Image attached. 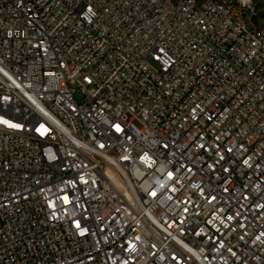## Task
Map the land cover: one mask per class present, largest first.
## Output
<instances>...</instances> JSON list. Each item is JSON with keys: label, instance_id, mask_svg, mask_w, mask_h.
<instances>
[{"label": "built area", "instance_id": "obj_1", "mask_svg": "<svg viewBox=\"0 0 264 264\" xmlns=\"http://www.w3.org/2000/svg\"><path fill=\"white\" fill-rule=\"evenodd\" d=\"M257 14L0 0V264H264Z\"/></svg>", "mask_w": 264, "mask_h": 264}, {"label": "rangeland", "instance_id": "obj_2", "mask_svg": "<svg viewBox=\"0 0 264 264\" xmlns=\"http://www.w3.org/2000/svg\"><path fill=\"white\" fill-rule=\"evenodd\" d=\"M256 9H257V16H256V22L264 23V0H254ZM80 100H83V98H80Z\"/></svg>", "mask_w": 264, "mask_h": 264}]
</instances>
